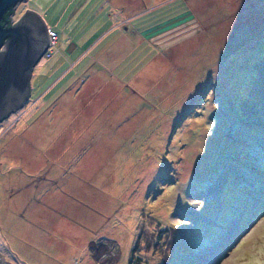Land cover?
Wrapping results in <instances>:
<instances>
[{"label":"rangeland","instance_id":"1","mask_svg":"<svg viewBox=\"0 0 264 264\" xmlns=\"http://www.w3.org/2000/svg\"><path fill=\"white\" fill-rule=\"evenodd\" d=\"M26 4L0 264H264V0Z\"/></svg>","mask_w":264,"mask_h":264},{"label":"water","instance_id":"2","mask_svg":"<svg viewBox=\"0 0 264 264\" xmlns=\"http://www.w3.org/2000/svg\"><path fill=\"white\" fill-rule=\"evenodd\" d=\"M17 1L0 0V118L28 96L31 66L47 45V27L33 9L9 22Z\"/></svg>","mask_w":264,"mask_h":264},{"label":"flooded vegetation","instance_id":"3","mask_svg":"<svg viewBox=\"0 0 264 264\" xmlns=\"http://www.w3.org/2000/svg\"><path fill=\"white\" fill-rule=\"evenodd\" d=\"M25 0H18L13 6H12V11L9 13V22L13 21L14 19L17 18V16L23 11L24 8L29 7L27 4L24 5L15 15L13 14L14 9L17 7V5L20 2H24Z\"/></svg>","mask_w":264,"mask_h":264},{"label":"trees","instance_id":"4","mask_svg":"<svg viewBox=\"0 0 264 264\" xmlns=\"http://www.w3.org/2000/svg\"><path fill=\"white\" fill-rule=\"evenodd\" d=\"M133 250H135V247H133V249H132V247H130V253L132 252ZM131 260H132V257L130 256V254H129V256L126 258V264H131Z\"/></svg>","mask_w":264,"mask_h":264},{"label":"built area","instance_id":"5","mask_svg":"<svg viewBox=\"0 0 264 264\" xmlns=\"http://www.w3.org/2000/svg\"><path fill=\"white\" fill-rule=\"evenodd\" d=\"M47 31H48L49 36L53 37L52 35H53L54 32H52L50 29H48Z\"/></svg>","mask_w":264,"mask_h":264}]
</instances>
